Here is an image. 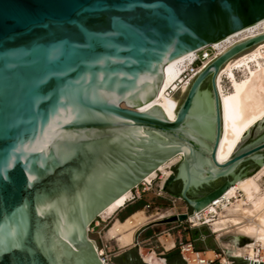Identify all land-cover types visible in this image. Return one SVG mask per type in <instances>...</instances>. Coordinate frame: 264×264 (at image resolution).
Here are the masks:
<instances>
[{
  "label": "water",
  "instance_id": "95a60500",
  "mask_svg": "<svg viewBox=\"0 0 264 264\" xmlns=\"http://www.w3.org/2000/svg\"><path fill=\"white\" fill-rule=\"evenodd\" d=\"M262 20L264 0H0V264H103L88 227L178 154L162 189L189 218L259 168L264 117L227 161L216 158L215 79L264 34L199 72L174 120L159 106L139 108L157 96L167 63ZM112 261L188 264L181 253L160 258L137 246Z\"/></svg>",
  "mask_w": 264,
  "mask_h": 264
},
{
  "label": "bare ground",
  "instance_id": "6f19581e",
  "mask_svg": "<svg viewBox=\"0 0 264 264\" xmlns=\"http://www.w3.org/2000/svg\"><path fill=\"white\" fill-rule=\"evenodd\" d=\"M262 34H264V20L210 47L216 50V55H220L233 44ZM196 55L197 52H192L167 63L164 66V80L157 96L140 107L139 110L159 106L169 120H174L179 105L174 94L176 92L184 94L187 91L185 83H182L178 90L177 82ZM238 73L239 77L236 76ZM223 79L228 82V88L223 87ZM215 81L221 103L222 118V135L216 151V158L218 162L222 163L232 156L248 127L264 117V42L226 62L218 71ZM169 90H174V93L170 94ZM179 160L180 155L178 154L165 161L147 174L143 182L151 183L160 173L162 175L160 186H162L172 173L171 167ZM263 175L264 171L261 176L242 178L230 187L218 199L217 205L219 207L222 200L235 201L230 202L221 211L211 205L204 208L206 212L213 213L212 216H206V219L225 253L233 257L261 259L262 264H264V188L260 186L259 180ZM132 195V190H127L101 211L99 217L103 220L110 218L126 205ZM238 195L240 199H238ZM155 216L157 220L164 217L159 213L147 216L142 209L133 212L123 221L115 218L106 231V237L114 240L120 247L129 246L133 243L136 229ZM224 235L231 236L230 240L223 242L220 238ZM240 237L247 238L248 242L245 245H239ZM162 243L166 250L174 248V242L168 239ZM97 252L100 254L99 251ZM205 256L213 258L215 254L213 251H206Z\"/></svg>",
  "mask_w": 264,
  "mask_h": 264
},
{
  "label": "rangeland",
  "instance_id": "374dc122",
  "mask_svg": "<svg viewBox=\"0 0 264 264\" xmlns=\"http://www.w3.org/2000/svg\"><path fill=\"white\" fill-rule=\"evenodd\" d=\"M236 76L239 77L240 74L238 73L236 74ZM222 85L223 87L228 88V82L225 79L222 80ZM184 97L185 93L182 94L180 92H176L174 94V98L178 101L179 104L182 102ZM174 166L175 164L171 167L172 173L174 172ZM256 169L246 176H261L264 171V163ZM157 175V178L151 182L150 191L141 194L140 199L134 200L131 205H129L126 209L122 210L121 212H119L118 210L110 218H107L105 220L97 218L90 225L87 234L88 239L93 243L96 251H99L100 254L101 250H103L104 248L103 255L101 256L99 254V257L102 260L103 264H114L112 261L113 258H116L117 256L123 254L124 252L132 248H135L136 246H134L133 244L138 234V241L140 247L144 251L152 253L153 255L158 256L160 258H164L165 254H167L168 252L165 249V245L162 243V241H167V239L174 242V246H178V250H175L174 252L178 251L180 253L179 243L189 240L193 244L194 249L196 250H212L216 253H221L222 255L229 256V254L225 253L223 247L216 239V234L211 231L210 226L188 228V226L183 222L166 224L161 222L166 218L176 215L178 212H189V210L184 202L178 201L173 204L170 201L171 195L166 192H164L161 197L156 195L159 190L162 176L160 173H158ZM259 183L260 186L264 188V175L260 178ZM238 199H240L239 195ZM234 201L235 200H222L218 207V211H221L225 206L229 205L230 202ZM147 204L150 206L148 209L145 208ZM141 208L147 216H150L153 213H159L164 215V217L160 220H157L155 216L149 218L144 223V225H140L133 235V243L129 246L120 247L114 240L108 239L106 237V231L112 225L115 218L121 220L127 215H129L131 212L142 210ZM97 220L99 221V225H96ZM230 238L231 236L224 235L220 239L223 242H226L229 241ZM247 242L248 240L239 238L238 244L245 245ZM104 246L107 247L105 248Z\"/></svg>",
  "mask_w": 264,
  "mask_h": 264
},
{
  "label": "built area",
  "instance_id": "2783aa9c",
  "mask_svg": "<svg viewBox=\"0 0 264 264\" xmlns=\"http://www.w3.org/2000/svg\"><path fill=\"white\" fill-rule=\"evenodd\" d=\"M215 53H216V50L212 49L210 46L197 51L196 57L193 59L191 64H189V67L187 68V70H185L180 75L181 77H180L179 81L177 82V87H178L177 89L179 90L182 83H185L187 85V89H188L190 83L196 77V75L201 70H203L212 60H214L217 56H219V55H216ZM173 91L174 90H169V93L173 94L174 93ZM150 188H151V183H145L142 181L140 183V185L136 186L132 190V193H133L132 198L126 203L125 207L128 204H132L134 202V200L140 199V195L150 191ZM164 192L165 191L162 189V186H159V190H158L156 195L161 197ZM170 198H171L170 201L173 204H175L178 201L184 202L181 198H179L175 195H171ZM217 201L218 200L210 203L209 205L214 206L215 208H218V205H217L218 202ZM149 207L150 206L148 204L145 206L146 209H148ZM178 214H187V218L185 221H183V223H185L188 226V228L209 226L207 219H206V216H212L213 215L212 212H210V211L206 212L204 209L199 211V212H196L194 215H192L191 217H193V218H191V217L189 218V212H178L176 215H178ZM176 215H174V216H176ZM96 225H99V221L96 222ZM138 236H139V234L137 235L136 239L134 240L133 245L137 246L139 249L140 245H139V241H138ZM104 247L106 248L107 246H104ZM179 248H180V253L182 254V256L184 257V259L186 260V262L188 264H214V263L231 264L226 255H222L221 253H216L215 251H213V253L215 254V256L213 258H207L205 256L206 251H199V250L194 249L193 244L189 240L182 242V243H179ZM103 251H104V248H103V250H101V254H100L101 256L104 253ZM103 261H104V259H103Z\"/></svg>",
  "mask_w": 264,
  "mask_h": 264
},
{
  "label": "trees",
  "instance_id": "16d2710c",
  "mask_svg": "<svg viewBox=\"0 0 264 264\" xmlns=\"http://www.w3.org/2000/svg\"><path fill=\"white\" fill-rule=\"evenodd\" d=\"M166 192V191H165ZM170 195H175V194H172V193H169V192H166ZM176 196V195H175ZM129 205H127L124 209H126ZM135 212V211H134ZM133 212H131L130 214H132ZM129 214V215H130ZM129 215H127L126 217H128ZM126 217H124L123 219H121L120 221H123ZM175 250H178V246H175L173 249L171 250H168L167 254H165L164 258H167V257H170V256H173V255H176V254H179V252H174ZM127 252V251H126ZM125 253V252H124ZM114 259V258H113ZM114 263V262H113ZM116 264V263H114Z\"/></svg>",
  "mask_w": 264,
  "mask_h": 264
},
{
  "label": "crops",
  "instance_id": "0c3cea01",
  "mask_svg": "<svg viewBox=\"0 0 264 264\" xmlns=\"http://www.w3.org/2000/svg\"><path fill=\"white\" fill-rule=\"evenodd\" d=\"M128 205H131V204H128ZM124 208H125V206L124 207H122L120 210H119V212H121L122 210H124ZM171 250V249H170ZM168 251V250H167ZM207 251H212V250H207Z\"/></svg>",
  "mask_w": 264,
  "mask_h": 264
}]
</instances>
